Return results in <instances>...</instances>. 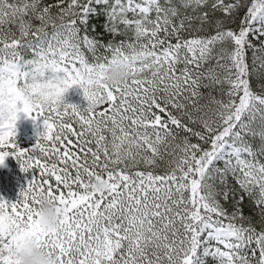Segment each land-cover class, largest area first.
I'll use <instances>...</instances> for the list:
<instances>
[{
	"label": "snow or ice",
	"instance_id": "obj_1",
	"mask_svg": "<svg viewBox=\"0 0 264 264\" xmlns=\"http://www.w3.org/2000/svg\"><path fill=\"white\" fill-rule=\"evenodd\" d=\"M5 87L48 103L20 110L29 148L0 120V167L31 176L0 264L29 239L50 264H264V0H0Z\"/></svg>",
	"mask_w": 264,
	"mask_h": 264
},
{
	"label": "clouds",
	"instance_id": "obj_2",
	"mask_svg": "<svg viewBox=\"0 0 264 264\" xmlns=\"http://www.w3.org/2000/svg\"><path fill=\"white\" fill-rule=\"evenodd\" d=\"M109 76L110 82L118 83L123 79L124 73L122 70L117 68L113 69ZM2 99L3 105L0 107V120L3 122L17 121L18 125L20 123L21 117L23 116L20 110L23 108L24 102H26L30 107L37 103L43 105L48 103L46 95L31 96L28 93L24 94L23 101H21L17 96L9 95L7 87L4 89V95ZM94 188L96 191L102 192L106 189V184L96 183ZM41 205L40 227L44 231H56L58 228V215L56 206L49 203L46 199L42 200ZM17 259L19 260V264H50L45 252L42 251L32 239H29L24 243L17 256Z\"/></svg>",
	"mask_w": 264,
	"mask_h": 264
},
{
	"label": "trees",
	"instance_id": "obj_3",
	"mask_svg": "<svg viewBox=\"0 0 264 264\" xmlns=\"http://www.w3.org/2000/svg\"><path fill=\"white\" fill-rule=\"evenodd\" d=\"M55 2V0H53ZM28 58H31L30 55ZM81 108L87 107L86 105L80 106ZM40 132L43 129L39 130ZM36 134L32 138V144L26 148H29L35 144ZM31 176H26L20 171L19 164L9 157L3 167H0V197H3L6 201L15 203L19 198L20 191L27 187V183L30 182ZM247 203V201H246ZM247 212V209H246ZM211 264V261L209 262Z\"/></svg>",
	"mask_w": 264,
	"mask_h": 264
},
{
	"label": "rangeland",
	"instance_id": "obj_4",
	"mask_svg": "<svg viewBox=\"0 0 264 264\" xmlns=\"http://www.w3.org/2000/svg\"><path fill=\"white\" fill-rule=\"evenodd\" d=\"M82 95L83 94L79 91V89H73L66 97V101L77 106H87L86 101L82 98ZM38 123L39 125H42L43 122L40 121ZM40 129H42V127L34 126L31 120H27L22 116L18 125L19 134L17 136V142L22 148L28 147L32 144V138Z\"/></svg>",
	"mask_w": 264,
	"mask_h": 264
}]
</instances>
